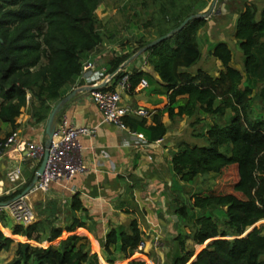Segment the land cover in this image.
<instances>
[{
  "label": "trees",
  "instance_id": "1",
  "mask_svg": "<svg viewBox=\"0 0 264 264\" xmlns=\"http://www.w3.org/2000/svg\"><path fill=\"white\" fill-rule=\"evenodd\" d=\"M212 1L155 0L166 24L156 38L178 27L188 16L207 11ZM245 1L233 33L244 57L243 71L232 65L233 51L227 41H219L209 50L221 62L218 74L202 68L196 72L187 69L202 57L199 31L208 17L191 19L181 31L141 54L160 75L169 98L165 109L154 114L151 125L144 126L145 117L135 120L149 141L166 134L162 121L165 111L170 117L198 116L199 121L204 114L213 119L203 132L194 133L205 138L207 144L182 141L173 151L172 168L180 182H193L207 173L220 175L230 167L237 171L229 190L214 186L210 192L193 194L192 212L186 205L176 208L182 222L173 237L167 264H264V222L244 235L264 221V116L252 118L249 114L255 100L264 103V6ZM101 2L0 0V123L10 125L13 131L25 107H29L35 123L48 119L54 105L81 75L87 54L104 42L97 15ZM151 41L141 42L132 52L115 55L109 61L110 71ZM125 73L120 70L116 79ZM144 75L143 70L130 74V90ZM125 122L129 123L127 117ZM130 124L137 128L135 123ZM38 166L31 169V177L21 188L0 195V201L22 192ZM218 208L223 209L224 221H218L212 213ZM80 209L83 203L75 194L71 217L66 224H58L50 216L56 210L55 202H38L37 220L13 224V234L26 240L16 242L15 255L6 264H116L123 260L126 264H147L132 259L144 242L138 219L108 229L101 238V261L98 253L91 251L89 238L75 232L78 227L89 228L77 215ZM0 223L9 226L4 211H0ZM188 226L193 230H186ZM65 232L69 234L63 238ZM14 242L0 227V253ZM206 242L196 253L195 245Z\"/></svg>",
  "mask_w": 264,
  "mask_h": 264
},
{
  "label": "crops",
  "instance_id": "2",
  "mask_svg": "<svg viewBox=\"0 0 264 264\" xmlns=\"http://www.w3.org/2000/svg\"><path fill=\"white\" fill-rule=\"evenodd\" d=\"M251 1L256 2L260 8L264 6V0H248V2ZM245 2V0H218L213 13L208 17L207 24L199 31V38L203 37L202 42L206 46L207 54H209L212 44L227 41L228 32L233 34L239 11ZM206 34L208 35L207 40H205ZM156 36L150 40H154ZM131 50L130 45H128L124 52H118L119 54L114 52V54L108 55L107 52L110 49L108 50L102 43L87 54L84 62L93 60L100 68H105L106 77L100 83L103 84L107 81L105 85L107 88L118 89L119 79H116V75L111 78L110 76L121 65L111 72L109 61L115 55H121ZM142 59V63L129 65L131 60L121 70H125L128 74L135 70H143L147 74L144 77L148 80L149 86L154 81L158 84L157 88L151 95L144 91L146 87L142 90L134 88L124 91L122 96L124 103L131 107H143L149 111L144 124V126H149L153 123L154 114L157 111H163L169 104V98L164 82L154 70L153 65L147 63L145 54ZM211 61L217 67L215 74H218L222 68L221 62L216 58L211 59ZM83 86L89 85H86L79 75L74 84L68 88L67 94L75 88ZM61 115L68 116L77 125L97 127L93 136L81 137L82 157L87 167L86 171L78 173L67 186L53 183L47 192L53 197L62 199L70 215L72 197L78 194L83 203V209L77 210V215L86 221L89 228L78 227L75 232L86 235L90 242L92 241L101 250V238L105 236L112 225L127 224L131 219L136 218L145 237L150 236L160 226L166 225L167 221L160 214L162 213L160 208L162 205L159 201L163 198L167 202V196H170L172 191L177 189L178 176L172 168V153L178 149L176 141L183 133L180 131L190 127V117L177 115L170 117L167 111L163 112L162 121L167 127V132L162 141L157 142L158 139L149 141L141 126L135 122L144 116H139L133 112L129 113L127 116L129 123H126L127 129L105 122L103 112L93 101L90 90L78 92L66 104ZM46 122L47 120L35 123L29 107H25L16 121V129L26 138L45 141L47 137ZM130 122L135 123L137 128H132ZM11 130L10 125L0 123V132L6 131L3 135L0 134L1 138L9 135ZM130 131L137 135L130 133ZM139 133H143L144 138L138 136ZM17 158L16 152H9L0 161V186L10 189L12 184L5 180V175L4 177L2 175L7 173L9 163ZM25 162H29L30 170L35 166L34 160L31 158H26ZM39 192L41 193V191L36 190L30 193L40 195ZM44 193L42 192L39 196L41 199H45ZM29 194L28 198L30 197ZM7 220L8 227H4L1 223L0 226L4 230L7 228L12 235V227L15 221L11 218L10 220L7 218ZM65 233L69 234L68 232ZM145 237L144 243L147 242ZM150 244L151 242H147V246ZM101 259L104 261L102 255Z\"/></svg>",
  "mask_w": 264,
  "mask_h": 264
},
{
  "label": "rangeland",
  "instance_id": "3",
  "mask_svg": "<svg viewBox=\"0 0 264 264\" xmlns=\"http://www.w3.org/2000/svg\"><path fill=\"white\" fill-rule=\"evenodd\" d=\"M97 15L102 23L104 46L111 51L107 52L108 55L114 54V52L122 53V51L124 52V50L127 49L128 45H130V48L132 49L130 52H132L140 45L141 42L150 41L152 37L158 35V32L166 27L163 15L159 10V4L155 2V0H102L101 4L97 8ZM207 39L208 35L206 34L205 40ZM202 40L203 37H200L199 44L203 53L201 59L196 64L187 69L191 72H196L197 69L202 68L210 72L211 74H215L217 67L213 64V61H211V59L214 60L215 57L210 55V53H206V46L204 45ZM227 42L233 51L234 58L232 65L243 71L244 57L237 40L233 37L232 33L230 34V32H228ZM213 46L214 44L211 45V47ZM142 57V55L137 56L131 61L129 65H132L134 63H142ZM157 86L158 84L152 81L151 85L144 91L148 95H151V93L154 92ZM249 114L252 118L256 117L259 114L264 116V103L259 98L255 100L254 107L250 110ZM197 117L198 116H194L190 118V127L188 126L184 130L180 131L181 133H183L182 136L178 137L176 146H179L182 141L187 140L191 144H207L205 138L199 135H194V133L203 132L206 129V126H208L207 124H209L213 119L208 116L206 117L204 114H201L200 117H202V120L197 121ZM192 123L195 124L191 126ZM3 124L7 125L6 123ZM4 133H6V131L0 132V134L2 135ZM24 166L25 179L28 181L32 175V170L30 171L29 166L28 164H26V162H24ZM236 174V168L230 167L223 171L220 175H215L214 173L200 175L193 182L181 183L178 179V183H176L177 189L173 190L170 196H167L168 201L165 202L163 198L161 201H159V203L162 205L160 207L162 213L160 214H162V217L167 221L166 225L160 226L156 231H153L150 236L145 237L143 234V237H145L146 241L151 242V244L147 246V242L144 243V247L138 250L133 255L132 259L144 260L147 264H167L166 260H169L167 259V256L171 252V248L173 246V237L176 234L178 224L182 222L179 216L175 213L176 208L186 205L192 212L191 197L193 194L210 192L212 189H214V186H217L218 190H229L231 182L236 180ZM4 175L5 180H8L7 173L3 174L2 177H4ZM22 186L23 185H20L17 189L21 188ZM0 189V195L8 194L4 191V187L2 189V186H0ZM41 193L40 195L38 193L29 194V200L34 206L36 218L39 215L38 202L54 201L56 210L52 215H50L51 218L54 219L58 224H66L71 215L69 214V210L66 207L64 201L58 197H53L48 193H44L45 199H41L39 197L41 196ZM48 209L49 207H47V210ZM48 213L49 211H47V214ZM195 213L198 215L200 212L196 211ZM212 213L215 219H217L218 221H224L225 216L223 214L222 208L215 209ZM6 215L8 214L6 213ZM7 218L10 220L11 217L7 216ZM263 222L264 221L258 222L257 226ZM185 228L189 231L193 230L192 226H188ZM2 230L6 235L13 237L15 240V242L9 249L3 250L0 253V264H6L15 255L16 242L24 241L26 240V238L22 236L20 237L19 235L17 236L16 234L11 235L10 231L7 228H5V230ZM66 236L67 234L64 233L62 237L64 238ZM206 244L207 242L204 245H195L196 253H198ZM44 245L46 246L48 244ZM90 247L91 251L97 252L99 258L101 259L102 249H98V247H96L95 244L92 243V241L90 242ZM195 257L196 255L193 257V259ZM126 263L127 260H123L117 262L116 264ZM190 263L191 261L187 264Z\"/></svg>",
  "mask_w": 264,
  "mask_h": 264
},
{
  "label": "built area",
  "instance_id": "4",
  "mask_svg": "<svg viewBox=\"0 0 264 264\" xmlns=\"http://www.w3.org/2000/svg\"><path fill=\"white\" fill-rule=\"evenodd\" d=\"M106 69L100 68L93 60L85 61L81 72V79L86 85L95 86L106 77ZM120 70L114 72L115 76ZM130 74L125 73L118 81V89L97 88L91 90V97L98 108L103 112L104 121L112 123L122 129L128 126L125 118L133 112L139 116L147 117L149 111L143 107L133 108L124 103L122 93L131 88ZM107 83V81H106ZM149 86L148 80L143 77L135 88L142 90ZM97 127L77 125L64 115L59 116V120L50 143L48 162L45 171L38 178L32 192L38 190L49 192L53 183L66 185L78 174L86 171L87 167L82 157L83 144L82 136H93ZM137 135L135 132H131ZM138 136L144 138L143 133ZM162 138L157 142H161ZM147 142V140H144ZM45 141L29 139L22 136L18 129L11 131L0 141V161L9 152H16L17 159L9 163L7 179L11 185L10 189L5 188L8 194L17 190L20 185L26 183L24 175V162L26 158L34 160L35 164H40L45 153ZM3 189V187H2ZM16 189V190H15ZM0 211L7 213L15 222L29 224L35 221L36 213L28 195L22 196L12 201L7 206H0ZM144 247V242L139 245V250Z\"/></svg>",
  "mask_w": 264,
  "mask_h": 264
},
{
  "label": "water",
  "instance_id": "5",
  "mask_svg": "<svg viewBox=\"0 0 264 264\" xmlns=\"http://www.w3.org/2000/svg\"><path fill=\"white\" fill-rule=\"evenodd\" d=\"M218 0H213L211 3V6L209 7V9L205 12H201V13H196V14H192L190 16H188L178 27H176L175 29H173L172 31H170L169 33H166L160 37H157L156 39L152 40L151 42H149L147 45H145L144 47L140 48L138 51H136L134 54H132L126 61H124L120 68L118 70H121L122 67L126 64H128L131 60H133L134 58H136L137 56L141 55L143 52H145L146 50H148L149 48L159 44L160 42H162L163 40L173 36L174 33H177L179 31H181L185 25L193 18L195 17H209L214 9H215V5L217 4ZM117 70V71H118ZM113 77L110 76V78ZM106 85V83L104 82L103 84H98L95 86H83V87H79V88H75L74 90H72V92H70L69 94H67L66 96H64L62 99H60L53 107V109L51 110L47 122H46V140H45V145H46V149H45V153H44V157L40 163V165L37 167V170L35 172V175L33 177V179L31 180V182L26 186V188L20 192L19 194L15 195L14 197L5 200V201H0V206H7L9 205L12 201L22 197V196H26L28 195L30 192H32L38 178L40 177V175L45 171L47 162H48V157H49V149H50V143L51 140L53 138L58 120H59V116L61 114V112L64 110L66 104L72 99L74 98L78 92L80 91H86V90H95L97 88H102ZM24 224V223H21ZM257 224L253 225L251 228H249V230H247L245 232L244 235H246L247 233H249L254 227H256Z\"/></svg>",
  "mask_w": 264,
  "mask_h": 264
}]
</instances>
